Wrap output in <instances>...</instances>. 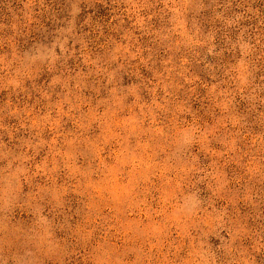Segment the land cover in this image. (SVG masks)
I'll return each instance as SVG.
<instances>
[{
    "label": "rangeland",
    "instance_id": "374dc122",
    "mask_svg": "<svg viewBox=\"0 0 264 264\" xmlns=\"http://www.w3.org/2000/svg\"><path fill=\"white\" fill-rule=\"evenodd\" d=\"M202 4L0 0V264H264V71Z\"/></svg>",
    "mask_w": 264,
    "mask_h": 264
},
{
    "label": "trees",
    "instance_id": "16d2710c",
    "mask_svg": "<svg viewBox=\"0 0 264 264\" xmlns=\"http://www.w3.org/2000/svg\"><path fill=\"white\" fill-rule=\"evenodd\" d=\"M201 12L193 19L198 31L205 37H212L217 48L211 60L224 66L236 56L241 45L249 44L259 57L260 70L264 71V0H203ZM193 15H191L192 17ZM221 64V65H222Z\"/></svg>",
    "mask_w": 264,
    "mask_h": 264
}]
</instances>
